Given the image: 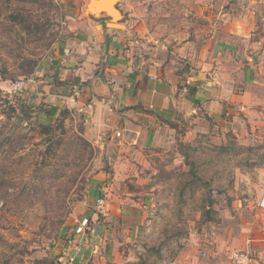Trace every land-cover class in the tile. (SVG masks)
Segmentation results:
<instances>
[{"label":"rangeland","instance_id":"374dc122","mask_svg":"<svg viewBox=\"0 0 264 264\" xmlns=\"http://www.w3.org/2000/svg\"><path fill=\"white\" fill-rule=\"evenodd\" d=\"M52 1L49 5L48 0H0V68L10 77L3 79L0 74V264L60 263L59 256L66 252L65 232L74 230L82 218H88L90 226L102 222L103 209L96 200L106 201L110 192L104 176L111 174V165L104 150L85 136L86 111L61 105L68 110L59 119L62 127L48 133L34 113L27 119L19 112L20 100L30 108L52 104L46 90L66 88L57 80L44 83L35 71L41 63L44 71L52 70L53 55L72 37L83 0ZM16 8L40 18L43 24L36 36L10 22L9 14ZM123 9L134 15L127 22L129 17L121 19V13L118 17L122 29L124 22L129 29L121 44L144 73L153 61L162 68L173 65L175 70L190 65L184 56L199 55L208 45L196 44L197 35L208 39L218 24L234 20L243 24L252 10H257L253 20L258 23L249 31L257 39L264 34V0H127ZM46 37L50 44L42 47ZM184 43L188 44L182 49ZM34 56L39 58L32 72L34 83L20 93L11 92V84L29 74L18 69L22 58ZM258 111L251 117L237 110L233 125L214 122L204 114L206 119L193 133H187L189 122L181 114L166 153L155 163L150 160V166L164 170L156 175L158 182L152 183L148 165L147 187H131L137 192L136 201L149 194L139 209L141 223L132 220L125 226L137 224V232H130L125 240L120 236L121 244L109 252L105 243L95 248L91 241L92 251L76 257L74 264H230L232 252L242 249H222L215 230L227 215L264 191L262 105ZM78 246L75 241L70 252Z\"/></svg>","mask_w":264,"mask_h":264},{"label":"crops","instance_id":"0c3cea01","mask_svg":"<svg viewBox=\"0 0 264 264\" xmlns=\"http://www.w3.org/2000/svg\"><path fill=\"white\" fill-rule=\"evenodd\" d=\"M85 2L81 3L77 21L71 28L72 37L53 55L52 70L44 71L46 66L41 63L35 75H41L44 83L47 79L57 80L66 87L46 90L44 94L52 104L86 111L85 136L104 150L111 165V174L104 176L110 192L103 208L104 220L92 225L94 231L86 236L68 229L65 237H74L79 251L74 248L70 252L66 240L62 244L66 252L62 251L60 263L56 264H74L76 257H85L93 249V240L95 248L102 242L109 252L111 247L116 249L121 244L120 236L125 240L130 232H137V224L128 225V229L125 226L132 220L141 223L139 209L149 194L136 201L133 196L137 192L131 191V187H147L148 165L154 175L152 183L158 182L156 175L164 170L150 166V160L154 158L155 163L166 153L181 114L189 122L187 133H193L206 119L204 114L214 122L233 125L237 110L254 117L259 113V105L264 109V34L257 39L255 32L249 31L258 23V19L253 20L257 10H252L243 24L237 20L218 24L208 39L197 35L196 44L208 45L199 55L184 56L190 65L175 70L173 65L162 68L153 61L144 73L132 53L122 47L129 32L125 30L128 28L125 22L134 15L123 9L127 0L116 3L121 19L129 17L124 22L125 29L119 24L122 20L116 22L120 28L110 27L106 13L86 14ZM241 41L243 46L239 47ZM190 44L194 45L192 41ZM263 194L264 191L259 192L237 213L227 215L220 223L221 228L215 230L222 249L247 251L251 264H264V207L258 205ZM70 254L74 255L73 261Z\"/></svg>","mask_w":264,"mask_h":264},{"label":"trees","instance_id":"16d2710c","mask_svg":"<svg viewBox=\"0 0 264 264\" xmlns=\"http://www.w3.org/2000/svg\"><path fill=\"white\" fill-rule=\"evenodd\" d=\"M45 1V0H43ZM49 1V5L53 4L52 0H48ZM45 16V14H43ZM36 16H32L31 13L29 12H25L23 9V12L21 9H15L13 10L10 14H9V20L12 24H16L19 23L21 24L26 30L27 33H33L34 36H36L38 34L39 30H36L38 28V26L42 25L43 23H39V17ZM45 19L47 20V17H45ZM43 19V21L45 20ZM45 30H43L44 32ZM49 41V38L46 37V42L42 44V47H46L48 46L50 43L47 42ZM39 61V58L37 59L36 56L34 57H30V58H22V62L19 64L18 69L21 72V74H32V72L34 71L37 63ZM0 74L1 77L3 79H8L10 77L6 76V71H4V68H0ZM28 74V75H29ZM18 105L20 106V114H24L25 118H30L31 114H35L37 116L38 119V123L41 127V129H43V132H52L55 130V126L62 127V123L59 119H61V116H63L64 111L67 112L68 110L65 108H61L58 105L55 104H45V103H40L38 106H35L33 108L28 107L27 104H25V102H22L21 100L19 101ZM54 120V122L52 123V121ZM81 143L90 146V143L85 140L80 138ZM57 144H59L60 140H57Z\"/></svg>","mask_w":264,"mask_h":264},{"label":"built area","instance_id":"2783aa9c","mask_svg":"<svg viewBox=\"0 0 264 264\" xmlns=\"http://www.w3.org/2000/svg\"><path fill=\"white\" fill-rule=\"evenodd\" d=\"M49 60L51 61L52 59L49 58ZM34 81H35V75L33 73L28 75V76L21 77L11 84L10 91L13 93H20L26 88V86L33 84ZM183 89H185V88H183ZM104 201H105V199L103 197L97 198L96 204H97L98 208H100V209L104 208ZM258 205L260 207H264V194L260 198ZM76 223H77V226L73 230L74 234L85 235L87 233V231H89V232L94 231V228L91 227L89 224L88 218H82L81 220H78ZM67 244L70 247H74L75 246V238L69 237L67 239ZM69 259H70V261H73L74 255L70 254ZM230 264H251V258L249 256V253L247 251L232 252V254L230 255Z\"/></svg>","mask_w":264,"mask_h":264},{"label":"water","instance_id":"95a60500","mask_svg":"<svg viewBox=\"0 0 264 264\" xmlns=\"http://www.w3.org/2000/svg\"><path fill=\"white\" fill-rule=\"evenodd\" d=\"M117 1L118 0H86L84 11L86 14H91L93 16L106 13L111 20L108 25L110 27H117L119 24L116 22L120 20V18H118L120 11L116 6Z\"/></svg>","mask_w":264,"mask_h":264}]
</instances>
